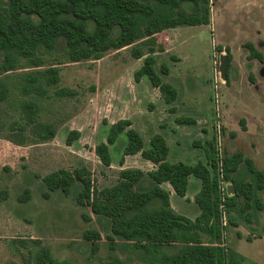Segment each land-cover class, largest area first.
I'll use <instances>...</instances> for the list:
<instances>
[{
	"label": "rangeland",
	"instance_id": "rangeland-1",
	"mask_svg": "<svg viewBox=\"0 0 264 264\" xmlns=\"http://www.w3.org/2000/svg\"><path fill=\"white\" fill-rule=\"evenodd\" d=\"M202 5L208 14L207 25L169 29L131 46L108 50L98 60L72 62L61 40L53 51L40 52L35 62L21 59L12 71L1 69L0 57V93L6 92L0 101V264H25L29 250L21 248L19 241L27 239L39 240L55 260L65 264H103L114 259L124 264H151V257L111 234L109 219L77 206L78 184L64 195L48 191L42 180L58 170L86 168L100 191L114 186L124 169L149 172L151 166L139 154L126 156L120 163L124 134L109 146V167L93 152L96 145L105 143L110 125L119 120H130L146 145L155 134L162 135L172 163H202L215 176L205 153L207 142L213 141L223 158L239 152L264 172V63L249 61L243 48L250 41L264 56V0H203ZM155 6L161 16L192 12L189 5L176 9ZM133 49L143 56L136 59ZM147 57L154 58L162 81L176 89L173 103L166 104L146 78L134 81L133 74ZM222 58L226 60L225 78L220 69ZM163 66L167 74L161 73ZM49 68L58 70L55 85L46 83L44 73ZM61 90L73 94H61ZM27 102L39 110L32 125H26L22 112ZM177 119L190 123L178 124ZM47 127L54 129V135L42 138ZM71 131L79 137L69 146L66 139ZM237 177L248 180L244 165ZM198 181L190 177L184 199L173 193V211L190 220L199 214L194 203ZM161 187L173 191L168 183ZM26 191L28 200H20ZM259 196L263 210L255 211L250 222L230 212L232 222L223 228L222 240L224 249L238 252L248 262L264 264V190ZM86 231L100 238L93 255L91 242L83 238ZM176 235L178 246L180 233ZM201 240L214 245L205 234ZM176 251L167 249L169 254Z\"/></svg>",
	"mask_w": 264,
	"mask_h": 264
},
{
	"label": "trees",
	"instance_id": "trees-1",
	"mask_svg": "<svg viewBox=\"0 0 264 264\" xmlns=\"http://www.w3.org/2000/svg\"><path fill=\"white\" fill-rule=\"evenodd\" d=\"M202 3L203 0H0L1 69L12 71L21 59L35 62L40 52L53 51L60 40L67 57L72 62H81L98 60L108 50L131 46L169 29L205 26L208 24V14ZM155 4L170 9L189 5L192 12L161 16L157 14ZM164 42H168L167 36ZM243 48L248 52L249 61L264 63L263 54L252 42L246 41ZM221 50V47H217L218 52ZM225 52L230 60L228 47ZM132 54L136 59L143 56L137 49H133ZM161 73L167 74L166 67H161ZM44 74L47 85L58 83L56 68H49ZM142 78L158 89L166 104L176 100V89L162 81L155 69L153 57L145 58L142 66L133 74L136 83ZM59 93L73 94L66 90ZM5 96L6 92H1L0 101ZM38 111L33 102L23 104L26 125L35 124ZM176 122L190 123L184 119H177ZM131 126L129 120H119L110 125L105 143L96 145L93 152L103 166L109 167V146L115 145L124 134L126 144L120 163H124L126 156L139 154L143 160L156 167L154 170L144 173L137 169H124L120 171L114 186L100 191L93 185L91 174L86 168L71 172L58 170L43 177L47 190L68 195L78 184L79 190L75 195L77 206L89 207L93 214L109 219L111 234L133 250L151 257V264H255L248 262L238 252L223 247L217 180L209 168L202 163L190 166L182 162H169L170 149L161 135L152 136L145 146L141 135ZM46 130V133L41 134L42 138L54 135V129L47 127ZM78 137V132L71 131L66 144L70 146ZM206 146L207 162L215 167L213 141L207 142ZM241 165L248 173V180L237 177ZM223 171L225 180L235 189L234 195L226 200L229 222H232L230 212L250 222L255 211L263 210L259 193L264 190V172L255 166L252 159L239 152L224 156ZM190 177L200 181V189L194 196V203L200 212L194 220L176 214L170 205V193L161 187L168 183L176 196L184 198ZM145 181L149 182L146 187L143 185ZM28 196L26 191L20 200H28ZM176 232L180 233L178 246ZM203 234L213 240L214 245H205L201 240ZM83 238L91 242V254H95L99 235L86 231ZM113 242L111 239L112 248L115 246ZM19 246L29 250L25 264H65L55 260L50 250L37 239L20 240ZM31 247L36 251H30ZM175 248V253L167 252V249ZM103 264L124 263L114 259Z\"/></svg>",
	"mask_w": 264,
	"mask_h": 264
},
{
	"label": "built area",
	"instance_id": "built-area-1",
	"mask_svg": "<svg viewBox=\"0 0 264 264\" xmlns=\"http://www.w3.org/2000/svg\"><path fill=\"white\" fill-rule=\"evenodd\" d=\"M214 175L217 180V193H218V203L220 211V223L223 228L227 227L229 224L228 211L226 206V200L231 197L228 192V187L230 183L225 180L223 171V157L220 150L216 152V164L214 167Z\"/></svg>",
	"mask_w": 264,
	"mask_h": 264
},
{
	"label": "crops",
	"instance_id": "crops-1",
	"mask_svg": "<svg viewBox=\"0 0 264 264\" xmlns=\"http://www.w3.org/2000/svg\"><path fill=\"white\" fill-rule=\"evenodd\" d=\"M130 121V120H129ZM134 130H136V129H134ZM137 131V130H136ZM139 134H140V131H137ZM141 135V134H140ZM158 135H160V134H158ZM162 136V135H161ZM141 137H142V135H141ZM163 137V136H162ZM164 138V137H163ZM142 139H143V141H144V144H145V146H147L146 145V141H145V139L142 137ZM165 139V138H164ZM149 143V142H148ZM169 157H170V152H169V156H168V161H169ZM145 161V160H144ZM170 162V161H169ZM145 163L146 164H148L149 166H151L150 167V170L149 171H152V170H154V165H152L150 162H148V161H145ZM172 163V162H171ZM189 181H190V178H189ZM198 183H199V189H200V181H198ZM188 187H189V185H188ZM199 189H198V191H199ZM172 190V189H171ZM188 190V189H187ZM171 193H170V205H171V208H172V198H173V191H170ZM198 193V192H197ZM186 195H187V193H186ZM178 197V196H177ZM184 198H186V196L184 197ZM184 198H181V199H184ZM173 209V208H172ZM199 212H200V210H199Z\"/></svg>",
	"mask_w": 264,
	"mask_h": 264
},
{
	"label": "water",
	"instance_id": "water-1",
	"mask_svg": "<svg viewBox=\"0 0 264 264\" xmlns=\"http://www.w3.org/2000/svg\"><path fill=\"white\" fill-rule=\"evenodd\" d=\"M225 68H226V60L222 58L221 59V67H220V69H221V75H222L223 78L226 77ZM228 192H229V194L231 196L234 195L235 189H234V187L232 185H230L228 187Z\"/></svg>",
	"mask_w": 264,
	"mask_h": 264
}]
</instances>
